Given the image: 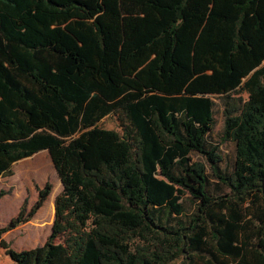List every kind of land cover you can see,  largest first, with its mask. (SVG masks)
Instances as JSON below:
<instances>
[{
  "label": "trees",
  "instance_id": "trees-1",
  "mask_svg": "<svg viewBox=\"0 0 264 264\" xmlns=\"http://www.w3.org/2000/svg\"><path fill=\"white\" fill-rule=\"evenodd\" d=\"M43 149L52 229L3 236L47 181L12 264H264V0H0V176Z\"/></svg>",
  "mask_w": 264,
  "mask_h": 264
},
{
  "label": "rangeland",
  "instance_id": "rangeland-1",
  "mask_svg": "<svg viewBox=\"0 0 264 264\" xmlns=\"http://www.w3.org/2000/svg\"><path fill=\"white\" fill-rule=\"evenodd\" d=\"M215 121L216 125L211 134L215 142H219L223 130L224 121V105L220 96H215ZM100 125L111 129L121 130L118 119L115 116L107 115L101 121ZM222 154L226 163H231L234 157V145L231 142L225 141L221 144ZM42 158L44 163L39 169L33 168V161ZM49 181L52 189L47 197L44 205L34 214V216L24 221L18 226L8 229L3 234L4 238L10 243V246L15 249H28L39 244H44L49 233L51 232L54 213H47V200L52 194H57L62 191L60 177L53 166L52 158L47 150H40L30 157H24L11 166V171L0 176V190H8V193L0 197V227L6 225L10 220L20 212L27 197L25 204L26 212H28L35 203L39 188L44 186ZM54 196V198H55ZM183 203L188 212L194 211V202L188 192L183 197ZM12 259L0 247V264H12ZM170 264H184L181 258L172 261Z\"/></svg>",
  "mask_w": 264,
  "mask_h": 264
}]
</instances>
